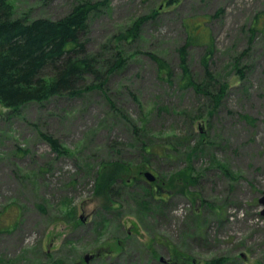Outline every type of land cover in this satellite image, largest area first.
I'll use <instances>...</instances> for the list:
<instances>
[{
  "label": "rangeland",
  "instance_id": "1",
  "mask_svg": "<svg viewBox=\"0 0 264 264\" xmlns=\"http://www.w3.org/2000/svg\"><path fill=\"white\" fill-rule=\"evenodd\" d=\"M80 1L86 0H11L18 16L54 19ZM159 6L163 11L144 21L137 38L120 43L128 62L107 84L120 111L113 110L102 90L33 101L19 113L9 114L0 105V264H167L181 249L195 264L212 258L227 259L224 264H264L259 202L264 192V32L252 42L249 32L255 15L264 11V0H111L109 7L92 12L85 37L89 52L116 43L120 32ZM219 9L222 13L209 23L217 45L212 70L217 87L225 81L229 86L209 117V96L181 87L179 47L186 38L185 16ZM248 48L242 58L246 76L239 78L232 64ZM149 52L171 64L170 80L159 75ZM202 53L201 46L189 49L196 78L203 73ZM161 105L168 110L159 111ZM126 114L148 119L160 142L166 143L170 132L178 135L170 140L175 151L162 157L158 172L192 165L195 179L186 192L171 195L167 219L138 210L135 196H145L143 189L123 188L120 205L101 228L97 222L104 213H98L92 172L102 160H133L139 154ZM243 114L256 119L249 122ZM41 132L59 138L68 153L55 152ZM205 137L206 154L188 159L189 148ZM74 211L78 225L71 221ZM97 234L101 242L94 243ZM86 254L93 256L87 261Z\"/></svg>",
  "mask_w": 264,
  "mask_h": 264
},
{
  "label": "trees",
  "instance_id": "2",
  "mask_svg": "<svg viewBox=\"0 0 264 264\" xmlns=\"http://www.w3.org/2000/svg\"><path fill=\"white\" fill-rule=\"evenodd\" d=\"M175 1L168 0V3ZM110 3L111 0L94 3L88 0L80 1L75 3L67 14L54 19L43 16L36 18L18 16L11 0H0V105L8 108L9 114L19 113L22 106L33 101L42 102L52 97H82L94 90L104 91L113 110H121L116 100L107 94L110 77L125 68L128 62V54L120 43L123 40L137 38L144 21L162 12L163 7L159 6L152 14L137 18L131 26L116 36V43L104 45L99 51L89 52L85 37L90 31L92 12L103 6L109 7ZM222 11L223 9H219L216 13L185 16L183 25L186 38L179 47L181 87L192 86L197 92L209 96L213 102L209 117L222 102L229 86L225 81L217 87L219 79L212 70L217 45L209 23ZM249 32L250 42L264 32V11L255 15L249 26ZM193 46L203 47L200 58L203 73L199 78H196L188 61L189 49ZM249 49L239 54L232 64L239 78L246 76L245 68L248 65L243 66L242 58ZM149 55L157 64L159 75L170 80L174 70L168 60L155 52H149ZM134 99L141 104L138 95L134 94ZM166 109L168 110V106H159V111ZM197 117L194 116L192 120ZM242 117L249 122L256 119L249 114H243ZM126 119L132 125L137 143L135 144L139 148L137 159L120 157L102 160L92 172L95 196L99 202L98 213L100 210L104 213L102 217L99 216L101 220L97 222L101 228L107 226V221L111 220L109 216L112 215L116 205H120V192L123 188L143 189L145 196H135L138 210L140 207L144 213L148 212L149 215L167 219L169 213L166 217L165 213L171 195L176 191L186 192L189 189L186 187L192 185L195 179L192 172L195 168L192 165L170 174L158 172L157 166L162 157L171 156L175 151L174 146L170 145V140L178 138V135L170 132L165 139L167 142L163 143L149 127L148 119L136 120L129 114H126ZM41 135L55 152L68 153V149L59 138L47 132H41ZM159 135L163 134L159 133ZM207 149H209L208 139L205 137L189 148L187 157L191 160L193 154L198 152L206 154ZM214 162L216 164L218 161L214 159ZM187 169L191 172L187 173ZM149 170L156 176L154 181H146L142 177ZM176 187L181 188L175 189ZM75 211L71 221L78 225L81 221ZM168 224L171 226L172 220H169ZM98 242H101V238H98L97 234L94 243ZM118 245L122 247L121 240ZM90 248L97 249L96 246L91 245ZM102 249L100 246L99 250ZM182 252L188 251L181 249V253L177 251L172 254L167 264H195V259L191 261L192 258ZM226 261L225 258H212L205 264H224ZM57 264L66 263L59 260ZM70 264H78V262Z\"/></svg>",
  "mask_w": 264,
  "mask_h": 264
},
{
  "label": "water",
  "instance_id": "3",
  "mask_svg": "<svg viewBox=\"0 0 264 264\" xmlns=\"http://www.w3.org/2000/svg\"><path fill=\"white\" fill-rule=\"evenodd\" d=\"M145 176L149 181H154L156 179V176L151 171H146ZM259 202L263 205V208L261 210V214L264 215V192L259 198ZM92 257L91 254H86L85 259L88 261Z\"/></svg>",
  "mask_w": 264,
  "mask_h": 264
}]
</instances>
